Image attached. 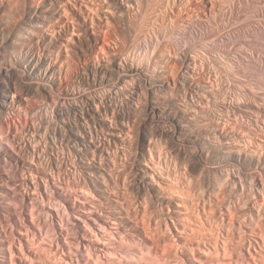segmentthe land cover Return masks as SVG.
<instances>
[{"label":"bare ground","instance_id":"bare-ground-1","mask_svg":"<svg viewBox=\"0 0 264 264\" xmlns=\"http://www.w3.org/2000/svg\"><path fill=\"white\" fill-rule=\"evenodd\" d=\"M113 1L133 33L111 24ZM156 2L0 0V264H264V135L246 140L224 121L196 129L200 119L182 110L178 133L231 169L198 178L148 141L137 175L154 194L132 195L112 151L126 129L70 81L90 58L101 69L92 86L128 82L133 64H122V43L130 51L146 40L142 24L156 20ZM163 57L164 67L175 65Z\"/></svg>","mask_w":264,"mask_h":264},{"label":"rangeland","instance_id":"rangeland-1","mask_svg":"<svg viewBox=\"0 0 264 264\" xmlns=\"http://www.w3.org/2000/svg\"><path fill=\"white\" fill-rule=\"evenodd\" d=\"M113 2L116 15L114 14L110 19L111 24L123 33L127 34L129 30L132 32L133 29L129 27L130 15L125 8L123 10L117 6L116 1ZM155 2L157 3L155 6L163 4V8L162 4L156 7L162 12H158L156 8L153 12L156 14V20L151 23V20L145 19L150 24L144 19L141 20V23L145 21L142 25H145L146 30H151H149L151 33L146 32L147 35H144L146 40L141 39L144 36L139 37L142 45L139 43L136 49L132 48L130 51L126 50V44L122 43L125 48L121 45L123 52H127L125 54L127 58L122 56V59L127 61L122 60V64H133V72H128L129 75H133L127 77V83L115 87L105 84L92 86L93 76H100L101 69L96 61L90 58L87 63L77 65L72 70L70 78L74 88H77L81 95L86 94L95 98L99 108L108 112L112 124H121L126 129L122 132L124 141L121 140L122 142L113 145L112 151L120 154L116 156L129 192H132V195L143 193L148 197L151 195L153 197L154 190L142 184L137 175L139 153L143 148L144 150L145 147L147 148L148 141L155 142V145L161 148L163 155H167V159L171 160L170 166L175 168L174 164L181 162L178 164L183 167L182 169L196 173L195 176L202 179L212 178L220 172V169L222 171L226 167L231 169V165H224L218 159L206 154L204 143L188 140L189 135L178 133L176 117L182 110L185 114L188 113L187 116L194 115L196 122L198 118L201 122L207 121L204 122L207 124H204L199 120L196 129L221 121L228 125L226 126L229 127L228 129L235 128L234 130L244 132L245 139L249 138L246 140L264 135V0H177L176 5L172 0H159L160 3L155 0ZM164 2H167L166 5ZM176 6H179V10ZM162 13L167 16H163ZM176 15L178 18H174ZM196 18L200 19V25L196 23ZM159 25V28L162 27L161 30L155 29ZM152 31L156 34L159 31L164 33H159L162 37L157 34V38ZM132 36L133 34L130 37L133 38ZM169 54L175 60V65L168 68L163 66L162 60H164L163 56ZM184 55L195 58L196 64L194 63L193 67H186V62L182 60ZM86 56L88 58V55ZM102 69L109 72L113 71L114 66L105 63ZM206 84L212 89L207 88ZM205 95H208L206 98L210 96L208 100ZM44 99L45 97L42 96L43 104H45ZM229 105L233 110L238 107L237 105H241L245 111L247 110L246 114L242 113L245 116L240 113L236 115V109L233 113ZM68 116L71 118L70 115ZM152 204L157 207L154 199Z\"/></svg>","mask_w":264,"mask_h":264}]
</instances>
